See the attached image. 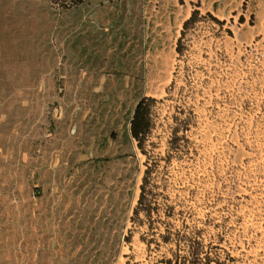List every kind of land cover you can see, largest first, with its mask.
<instances>
[{
	"label": "rangeland",
	"instance_id": "obj_1",
	"mask_svg": "<svg viewBox=\"0 0 264 264\" xmlns=\"http://www.w3.org/2000/svg\"><path fill=\"white\" fill-rule=\"evenodd\" d=\"M201 1L0 0V264H155L147 168L156 225L264 264V38Z\"/></svg>",
	"mask_w": 264,
	"mask_h": 264
},
{
	"label": "trees",
	"instance_id": "obj_2",
	"mask_svg": "<svg viewBox=\"0 0 264 264\" xmlns=\"http://www.w3.org/2000/svg\"><path fill=\"white\" fill-rule=\"evenodd\" d=\"M199 17L197 10L193 11L190 18L183 24L181 37L178 40L177 52L181 53V43L185 36L186 30L193 26ZM211 18L218 25H222L218 20ZM155 100L150 98H142L135 107L132 119L130 121V134L131 137L137 142L138 147L142 148L143 143L152 129L151 110ZM151 174V169L147 168L143 177V185L141 186V193L138 200L137 207L133 211V221L138 225H145L148 223V229L151 233L152 239L146 242L147 248L150 244H154L156 249L165 248L163 254H159V259L155 264H224L221 262L219 254L212 251L211 248L205 247L202 243L201 231L195 228L182 226L176 229L168 222L156 223L152 221L153 213L156 209L152 207L148 199V192H146V184ZM172 209H167L165 216L167 218L172 216ZM144 216L145 222L139 220V216ZM163 227L162 233L154 232V230Z\"/></svg>",
	"mask_w": 264,
	"mask_h": 264
},
{
	"label": "crops",
	"instance_id": "obj_3",
	"mask_svg": "<svg viewBox=\"0 0 264 264\" xmlns=\"http://www.w3.org/2000/svg\"><path fill=\"white\" fill-rule=\"evenodd\" d=\"M201 10L221 21L242 17L246 38H264V0H202Z\"/></svg>",
	"mask_w": 264,
	"mask_h": 264
}]
</instances>
